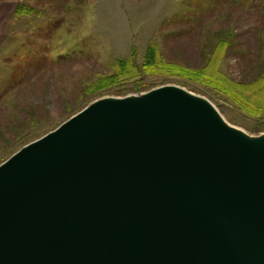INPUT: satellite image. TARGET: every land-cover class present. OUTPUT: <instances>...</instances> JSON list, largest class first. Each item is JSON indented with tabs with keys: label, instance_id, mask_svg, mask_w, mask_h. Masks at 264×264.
Wrapping results in <instances>:
<instances>
[{
	"label": "water",
	"instance_id": "95a60500",
	"mask_svg": "<svg viewBox=\"0 0 264 264\" xmlns=\"http://www.w3.org/2000/svg\"><path fill=\"white\" fill-rule=\"evenodd\" d=\"M0 264H264V133L180 85L99 98L0 165Z\"/></svg>",
	"mask_w": 264,
	"mask_h": 264
},
{
	"label": "rangeland",
	"instance_id": "374dc122",
	"mask_svg": "<svg viewBox=\"0 0 264 264\" xmlns=\"http://www.w3.org/2000/svg\"><path fill=\"white\" fill-rule=\"evenodd\" d=\"M250 1L34 0L33 16L27 10L31 3L23 2L9 38L0 47V165L89 101L135 94L133 83L142 90L184 84L182 87L209 99L232 125L251 135L264 133V119L247 116L210 89L175 78H135L125 88H111L93 97L85 96L83 90L99 73L113 74L116 62L130 59L134 53L143 63L147 47L153 42L162 47L169 37L167 27L176 22L183 27V20H193L190 27L201 32L199 40L202 37L207 45L232 30L234 48L221 70L235 80L254 77L264 46V0H254L255 7H249ZM185 38L181 52L167 41L162 54L171 62L200 65V52L206 45L201 44L198 57L194 50L197 36Z\"/></svg>",
	"mask_w": 264,
	"mask_h": 264
},
{
	"label": "trees",
	"instance_id": "16d2710c",
	"mask_svg": "<svg viewBox=\"0 0 264 264\" xmlns=\"http://www.w3.org/2000/svg\"><path fill=\"white\" fill-rule=\"evenodd\" d=\"M255 3L254 0H251L249 7H255ZM201 11H205L208 14L210 13L209 9H202ZM206 19H208V17ZM192 21L193 20H183L181 23L184 25L183 27L178 26V22L176 21V23L173 24L174 27L172 25L168 26L167 28L169 30H165V35L169 36L168 39H165L166 41L162 47H160L157 42L151 43L147 47L143 63L137 61L136 54L134 53L130 59H122L116 62V68L113 74L105 75L99 73L96 79L84 87V95L93 97L111 88H125L131 83L129 81L135 78L143 80L146 76H163L175 78L176 80H183L185 83H192L196 86L210 89L224 96L226 100L231 102L247 116L256 118L258 121L264 119V46H262L261 52L259 51L258 61L260 64L257 69V74L254 77H252V75L246 80H235L229 73H225L221 70V66L226 60L227 54H229V51L232 52L234 48L232 41L235 35L233 31H228L226 37L222 35L223 38H220L215 44L207 45L205 41L201 40L202 37L199 40V34L202 35L201 32H194L192 30L193 28L190 27L192 26ZM201 30H203V28H201ZM190 35L197 36L198 38L197 45H194V50L195 53L197 51L198 57V50L201 44L202 46L206 45V48L202 49L200 52V65L189 66L184 63L171 62L162 54L161 50H163L167 41H169L168 44L171 45L170 47H175L178 52H181V46L183 45L182 39L185 38V36L189 39ZM185 41H187L186 38ZM207 48L209 49L208 51ZM183 51H185V49H183L182 52ZM182 86L185 85L182 84ZM151 89L153 88L142 90L139 84L133 83L131 91L138 94L147 92ZM126 95L127 93L123 94V96ZM95 100L89 101L82 109ZM24 146L25 145L22 147Z\"/></svg>",
	"mask_w": 264,
	"mask_h": 264
},
{
	"label": "crops",
	"instance_id": "0c3cea01",
	"mask_svg": "<svg viewBox=\"0 0 264 264\" xmlns=\"http://www.w3.org/2000/svg\"><path fill=\"white\" fill-rule=\"evenodd\" d=\"M30 2L31 16L34 14V0H0V47L10 36V30L13 23L17 21L21 4Z\"/></svg>",
	"mask_w": 264,
	"mask_h": 264
}]
</instances>
